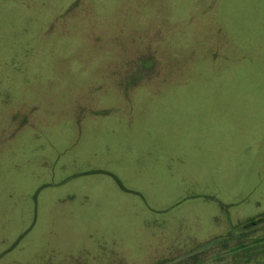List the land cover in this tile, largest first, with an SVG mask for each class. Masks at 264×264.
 <instances>
[{
    "label": "rangeland",
    "instance_id": "obj_1",
    "mask_svg": "<svg viewBox=\"0 0 264 264\" xmlns=\"http://www.w3.org/2000/svg\"><path fill=\"white\" fill-rule=\"evenodd\" d=\"M0 264H264V0H0Z\"/></svg>",
    "mask_w": 264,
    "mask_h": 264
}]
</instances>
